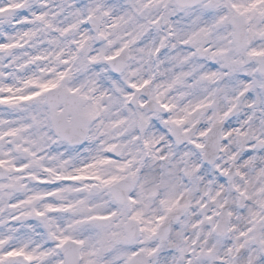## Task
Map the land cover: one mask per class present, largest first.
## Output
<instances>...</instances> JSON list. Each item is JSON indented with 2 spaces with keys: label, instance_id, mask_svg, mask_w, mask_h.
Wrapping results in <instances>:
<instances>
[{
  "label": "clouds",
  "instance_id": "1",
  "mask_svg": "<svg viewBox=\"0 0 264 264\" xmlns=\"http://www.w3.org/2000/svg\"><path fill=\"white\" fill-rule=\"evenodd\" d=\"M0 264H264V0H0Z\"/></svg>",
  "mask_w": 264,
  "mask_h": 264
}]
</instances>
